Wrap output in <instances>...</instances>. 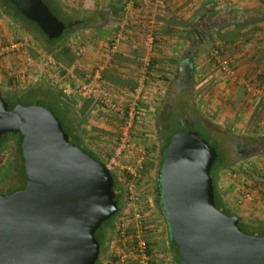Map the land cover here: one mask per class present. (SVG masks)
<instances>
[{
	"label": "water",
	"instance_id": "obj_1",
	"mask_svg": "<svg viewBox=\"0 0 264 264\" xmlns=\"http://www.w3.org/2000/svg\"><path fill=\"white\" fill-rule=\"evenodd\" d=\"M49 38L65 24L43 0H9ZM84 22V19H80ZM18 132L25 185L0 194V264H94L95 231L119 211L107 164L71 142L48 107L0 91L1 134ZM216 149L194 129L173 133L157 157L158 197L179 264H264V235L243 231L240 213L215 205Z\"/></svg>",
	"mask_w": 264,
	"mask_h": 264
},
{
	"label": "crops",
	"instance_id": "obj_2",
	"mask_svg": "<svg viewBox=\"0 0 264 264\" xmlns=\"http://www.w3.org/2000/svg\"><path fill=\"white\" fill-rule=\"evenodd\" d=\"M60 1L83 12L108 14L106 20L97 18L94 27L83 28L74 35L82 43L76 47L82 52L74 63L66 66L60 62L63 76L68 72L74 75L70 80V99L76 109L84 112L90 147L93 141L98 151L100 146L106 147L109 140L118 136L122 123L117 113L106 111L94 99L79 94L81 81L100 63H105L100 86L121 102L131 98L134 86L142 75L146 76L139 101L146 110L140 122L143 125H149L153 116L157 118L158 110L169 106L168 97L177 81L188 73V86L195 94L194 111L203 113L197 98L209 93L211 120L231 135H256L252 131L257 129L255 117L262 115L263 100L259 93H248L239 79L245 77L255 87L264 89V0H161L162 4L156 0ZM149 35L153 38L152 49L146 45ZM215 47L234 61L230 73L215 66L210 56L209 67L204 65L205 53L209 50L211 55ZM136 129L131 133L135 143L147 131ZM238 166L239 175L246 182L261 185L254 199L236 204L238 183L233 182L229 169L219 173L217 188L231 207L239 208L241 215L250 214L264 221V177L249 178L242 170L244 162Z\"/></svg>",
	"mask_w": 264,
	"mask_h": 264
},
{
	"label": "trees",
	"instance_id": "obj_3",
	"mask_svg": "<svg viewBox=\"0 0 264 264\" xmlns=\"http://www.w3.org/2000/svg\"><path fill=\"white\" fill-rule=\"evenodd\" d=\"M43 1L49 7L52 13L55 14L65 24L64 30L58 37L49 38L48 35H46L39 28L36 22L22 15L20 11L9 0H0V17L6 18V20L12 25V27H16L17 29L21 30L23 34H26L29 37L30 40L32 39L34 41L33 43L35 44L37 50L33 49V53L39 52L40 54L51 55L57 61L63 63L66 66H69L70 64L74 63L77 57L75 53L76 46L70 40L71 37L83 28L89 26L91 28L94 27V23L97 21V18L98 20L100 19V21L106 20L108 14H95L85 11L83 12L82 9L70 7L60 0ZM81 18L86 19L85 25H82L81 23H74L75 20H80ZM18 83L19 82L14 77H10L7 81V85L4 87H0L2 96L7 102L9 109L13 108L17 103H23V100L26 98H33L34 100H36L37 104L44 105L51 111H53V113L61 121L62 127L68 134V138L71 142L79 146L85 152L91 154V156H93L95 159L101 160L106 163L105 160L102 159L99 152L94 151L89 146V140L86 136V129L83 124L84 112L82 111V109L75 108V102L70 99L69 95L58 82L53 81L50 78L43 77L22 86ZM187 94L192 106L195 94L191 91H187ZM56 112L61 114L63 118H65V123L62 122ZM70 113L72 115H70ZM194 114L198 115V119L193 124V126L186 127L184 125H179L177 122H174V124L178 127L175 131L171 132V134H168L167 140L163 144V146L159 148V152L167 145L170 136L177 131L186 129L196 130V126H199L201 129V133L206 137H209V133L212 131V128L210 127L212 121H210V118L208 120L205 117L204 113H202L198 109L197 111H194ZM198 133L201 136L200 132ZM21 141L22 136L18 132H5L1 134L0 155L4 150H7L9 154L5 161L0 162V179L3 176L7 175L10 170H13L16 174V180L18 181L19 186L17 188L11 189L9 192H5L0 188V194L11 193L14 190L23 188L25 185V172L20 147ZM209 144L212 145L217 151V156L210 170L214 186L215 205L218 209L226 214H242V212L239 211V208H237V210L230 206V203L225 199V197L217 188V178L219 176V173L223 170L228 169L231 170V172H235L237 161L223 160L217 147L211 141H209ZM109 156L110 154H107V158ZM111 174L113 176V191L115 193L114 197L119 205V211L108 219L104 220L95 231V237L100 245V252L99 257L94 264H99L100 254L106 251V249L109 247L111 237L115 235L114 220L123 207V198L125 197L127 188V186H125V181L126 183H128L131 180V175H128L127 173L125 181L122 180L113 171H111ZM244 175L249 178L252 177L251 173L248 172H245ZM161 214L163 216L162 212ZM238 225L243 231L249 234L264 235V221L250 214H243L238 222ZM148 245L149 246L147 248V253L151 255L153 253V249L150 246V243ZM162 248L169 252L170 257L174 262L179 264L180 257L174 243L167 239L166 243H163ZM113 259L118 260V255H115Z\"/></svg>",
	"mask_w": 264,
	"mask_h": 264
},
{
	"label": "built area",
	"instance_id": "obj_4",
	"mask_svg": "<svg viewBox=\"0 0 264 264\" xmlns=\"http://www.w3.org/2000/svg\"><path fill=\"white\" fill-rule=\"evenodd\" d=\"M157 3L162 4L161 0H156ZM28 37V36H27ZM29 38V37H28ZM146 45L152 49L153 38L151 35L147 37ZM82 52L81 48H76V55L79 56ZM211 57L217 63L219 68L225 72L230 73L232 69L233 60L224 55L221 48L215 47L211 50ZM0 58L10 60L9 63L4 62L2 66L6 68L10 76L14 77L17 81H24L27 78L38 79L41 76H46L53 81L58 82L69 95L72 94L73 84L70 81L72 74L68 72L63 76L62 72L64 66L51 55L39 54L33 55L29 43L23 39H6L0 42ZM14 70H12V65ZM105 63L97 64L94 69L81 81L78 86L79 94L86 99H94L106 111L117 113L122 123L120 125L121 134L117 146L115 147L113 155L110 156L106 163L110 171L116 175L118 170L124 169L125 173L131 175L130 181H138L144 174L143 160L144 151L140 149V155L135 160L133 165L124 166L117 161V157L124 151L130 152L133 149L131 139V130L137 123H140L146 114V110L140 105V99L145 91V78L143 76L140 81L134 86L131 98H125L121 101L115 99L111 92L104 87L100 86L102 83V71L104 70ZM68 76V77H67ZM239 81L243 84L248 93H259L263 100L262 114L264 117V89L255 87L253 83L241 77ZM131 148V149H130ZM264 177V173H261ZM238 183L237 189L240 196L236 200L241 203L243 200H252L261 185L252 186L246 182L245 177ZM125 197L123 198V207L116 219L114 220L115 237L123 246L118 255V264H131V259L134 258V264H156L153 259V254L147 253L148 238H147V223L148 211L145 208L140 193L133 192L131 187L126 188ZM126 245H132L131 249H126Z\"/></svg>",
	"mask_w": 264,
	"mask_h": 264
},
{
	"label": "rangeland",
	"instance_id": "obj_5",
	"mask_svg": "<svg viewBox=\"0 0 264 264\" xmlns=\"http://www.w3.org/2000/svg\"><path fill=\"white\" fill-rule=\"evenodd\" d=\"M23 39L25 41H27L29 43V45H31V49H36L35 44L33 43L34 41L31 39H29L27 37L26 34H23V32L19 29H17L16 27H12V25L6 20V18L4 17H0V42L6 39ZM75 46L77 47V45H82L81 42H79V38H77L76 36H72L70 39ZM83 41V40H80ZM79 42V43H78ZM209 49V48H208ZM31 50V52H32ZM37 50V49H36ZM33 53V52H32ZM209 56L211 57V55L209 54V50H207V52L205 53L204 57H205V63L204 65L209 67ZM212 59V57H211ZM204 61V60H203ZM212 61L214 62V65L217 66V63L212 59ZM4 62L9 63L10 60L6 59H2L0 58V87H4L7 85L6 83H3L2 78L3 79H8L12 76H10V74L8 73V71L6 70V68L4 66H2L4 64ZM12 65V64H11ZM12 70H14V66L12 65ZM209 69V68H208ZM221 70V69H220ZM15 71V70H14ZM222 71V70H221ZM72 74V73H70ZM73 75V74H72ZM44 76H41L40 78H43ZM46 77V76H45ZM68 77V76H67ZM74 77V75H73ZM71 77V79L73 78ZM38 78V79H40ZM37 80V79H35ZM33 78L31 79L30 77L25 79L24 81H18L21 86L25 85L29 82H33L35 81ZM204 80V79H203ZM201 80V81H203ZM209 85V82L207 83ZM197 102L198 104L202 107V110L204 114L208 115L205 116L208 120H209V113L212 112V108H210L209 104H210V100H209V93L208 95H206L205 98H197ZM32 103H36V100H34L33 98H26L23 100V104H32ZM57 113V112H56ZM57 115L59 116V118L62 120L63 123H65V118H63V116L59 113H57ZM70 115H72L70 113ZM198 117V115H195ZM260 116V117H258ZM257 120L255 121L256 125H257V129L256 132L252 131L253 133L255 132L256 135H252L251 136H257V134H263L264 133V117L263 114L258 115ZM156 118H154V116L152 117V119H150L149 125H143V123H137L134 128L131 130V133L133 130H139L138 128L141 129H145L146 131V136L144 137H140V141L139 142H134L132 141V137H131V141L130 143H133V149L132 151H124L122 154H120L119 157H117V161L118 163L122 164V165H133L135 160L138 159L139 157V153H140V149L142 151H144V162H143V167L145 169L144 174L142 175V177L139 179V181H129L128 183H126L125 181V177H126V173L124 172L125 170H118L116 172H118V176L125 181V186L127 187H131L133 192H137L140 193L143 201L145 202V208L148 211V223H147V238L148 241L150 243V246L153 249V259L155 260L156 264H177L176 262L173 263L171 257L169 256V252L166 251L163 247V243H166L167 239H168V232L166 229V222L161 214V208H160V203H158L157 201V193H158V169L159 166L157 164V157L159 155V145H158V139H157V135H156V131H157V126L155 125L154 121ZM211 128L212 131L209 133V137H206L205 135H203L201 133V129L199 126H196V130L198 132H200L201 136H203V138H205V140H207L208 142L211 141L218 149V151L220 152V156L222 157L223 160H232L234 159L233 157H231V153L234 152V146H231L230 142L228 139H230V133L228 131H226L225 129H223L222 127H219V124H217V122L211 120ZM138 125V126H137ZM178 126L177 125H173V127L171 128L170 132L168 134H171V132L175 131L176 128ZM120 127H119V132H118V136L116 138H113L111 140L108 141V145L106 147L104 146H100L102 148H100L101 150L98 151L97 147H95V141L92 142L91 148L96 151L99 152V154L101 155L102 159L105 160V162H108V159L110 158L111 155H113L115 147L117 146L118 140H119V135L121 134L120 131ZM249 132L251 131V129H248ZM143 131V130H142ZM140 133V132H139ZM248 134H242L241 136H247ZM132 136V134H131ZM143 136V135H141ZM249 136V135H248ZM259 136V135H258ZM211 139V140H210ZM228 141V143L226 142ZM98 145V144H97ZM105 148V149H104ZM131 149V148H130ZM8 151L4 150L1 155H0V162L5 161L8 157ZM107 154H110V156L107 158ZM242 161L240 162V164L242 162H244V166H242V170L248 173H251L252 177H255V175H261V173H264V153H258L256 155H251L250 157H245L241 159ZM241 168H239V166H236V171L235 172H230L231 174V178L233 180V182L236 183H240V180L242 178H240L239 173ZM239 171V172H238ZM220 183V182H219ZM19 186L18 181L16 180V174L13 170H10L8 172L7 175L3 176L0 179V188L3 189L5 192H9L11 189L17 188ZM238 191V190H237ZM238 194L240 196V192L238 191ZM238 199V197H236V200ZM236 202V201H235ZM237 205L241 204V203H237ZM261 220V219H260ZM166 240V241H165ZM132 245H126L125 247L126 249H131ZM121 248H123V246L120 244V242L118 241V239L113 235L111 237L110 240V244L109 247L106 249L105 252H103L102 254H100V259H99V264H118L117 260L113 259L115 255H117L118 252H120L119 250H121ZM135 259L132 258L131 264H134ZM172 262V263H171Z\"/></svg>",
	"mask_w": 264,
	"mask_h": 264
},
{
	"label": "flooded vegetation",
	"instance_id": "obj_6",
	"mask_svg": "<svg viewBox=\"0 0 264 264\" xmlns=\"http://www.w3.org/2000/svg\"><path fill=\"white\" fill-rule=\"evenodd\" d=\"M81 19H84V22L75 20L74 23L85 25L86 19ZM187 76H189L188 73L183 75V77L177 81V85L173 88L172 94L168 97L169 106L166 108L162 107L157 111V118L154 123L157 126L156 135L159 148L166 142L168 133L173 127L174 122L189 127L193 126L198 119V117L195 116L190 100L188 99L187 91L189 92L190 89L188 86L189 78ZM228 140L231 146H234L235 148L234 152L231 153V157L234 158L232 160L237 161L236 165L240 164L242 158L264 152V135L258 137L251 135H231ZM226 142L228 143V141ZM157 201L159 203V197L157 198Z\"/></svg>",
	"mask_w": 264,
	"mask_h": 264
}]
</instances>
